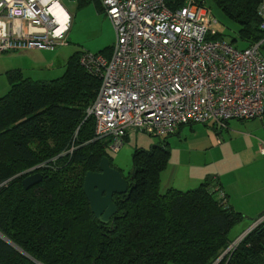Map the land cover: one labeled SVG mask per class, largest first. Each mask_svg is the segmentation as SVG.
<instances>
[{
  "label": "trees",
  "instance_id": "1",
  "mask_svg": "<svg viewBox=\"0 0 264 264\" xmlns=\"http://www.w3.org/2000/svg\"><path fill=\"white\" fill-rule=\"evenodd\" d=\"M214 1L241 40L264 38V0ZM110 49L97 53L110 57ZM86 52L72 54L54 79L9 72L10 89L0 97V234L7 239L0 236V264H264V223L218 261L244 214L215 196L221 189L213 179L160 191L166 142L134 150L123 174L129 188L113 198L118 212L108 223L95 217L85 175L99 171L104 156L115 166L106 140L95 137V118L86 117L102 82L81 63ZM35 172L43 179L26 188L23 179Z\"/></svg>",
  "mask_w": 264,
  "mask_h": 264
},
{
  "label": "built area",
  "instance_id": "2",
  "mask_svg": "<svg viewBox=\"0 0 264 264\" xmlns=\"http://www.w3.org/2000/svg\"><path fill=\"white\" fill-rule=\"evenodd\" d=\"M101 2L116 32L112 54L87 51L81 63L102 80L86 117L108 149L119 151L131 131L164 138L184 124L221 129L264 116L263 39L239 48L214 38L204 0ZM258 12L264 17V1ZM71 24L61 0H0V53L66 45ZM259 149L264 155V141Z\"/></svg>",
  "mask_w": 264,
  "mask_h": 264
},
{
  "label": "crops",
  "instance_id": "3",
  "mask_svg": "<svg viewBox=\"0 0 264 264\" xmlns=\"http://www.w3.org/2000/svg\"><path fill=\"white\" fill-rule=\"evenodd\" d=\"M90 4L91 5L93 4L95 6L97 10L96 14L99 17H101L102 13H104L103 10L104 8L101 0H76L75 15L67 9L72 17V24L68 32V35L69 33H72L73 38L76 40H82L83 37H81L79 30H81L83 24H85V23H80L81 21H83L84 17L81 12H77V11H80L79 9H82L84 6ZM75 19L76 21H78V25L76 26H75L76 23ZM109 21H110L109 22L110 25L108 31L111 34L110 39L114 40L115 38L116 40V32L113 23L111 22V20ZM113 45H106V47H111L110 55L112 54ZM63 46H60L59 48L60 50L58 52H55L56 50H58L56 49L58 47H56L53 50L23 49V50H11L0 53V76L2 77L0 79V83H1L0 92L2 93L10 89V81L8 76H9V72L12 70L19 69L25 74L26 77L35 79L32 76L35 75L36 77H38L37 75L40 76V74H42V72L38 70L39 68V69H45V72L43 73L44 75L42 76H48L49 72L47 73L48 69H46L45 65L41 63H36L40 59L49 61L48 65L52 67H54V65L55 67L64 66V69L62 70H66L67 62L70 56L69 57L65 56L64 59L60 60L59 58L60 52L63 51L66 54L68 53V51L64 49ZM3 53L6 54L3 55ZM35 68H37L36 69L37 71H35ZM62 70L59 69L60 72ZM54 78H50V79H54ZM50 79H44L41 77L35 80H50ZM251 119H255V118H251ZM234 120H239V119L229 120L227 122V127L221 129L216 128L215 124L211 121L208 122L207 124L190 123V124L181 125L174 133L167 135L166 137L163 138V142L167 143V148L170 151L169 160L175 143H176V147L183 150L182 146H184L185 144L187 143L190 144L191 141L195 142V140L200 139V142L196 146L199 147V150L206 151L223 145V141H225L227 137H232L235 132H238L237 137L241 136V134L237 130L239 129L240 124ZM254 125L255 127L253 131H251L252 133H244L247 134V137L250 139V142L245 143V145H243L240 148V150L236 152L235 157H230L229 159L224 158L222 161H216V162H222V165L219 168L207 170L208 168H210V166H200V168L198 166L197 168V166L194 164L197 173H200V175L199 174L194 175L191 174L193 171H190L191 161H189L187 165H182V158L179 157L176 160L177 163L176 168L175 167L173 168V170L174 169L176 170L175 174H172L173 170L169 172L170 177L171 175H175L176 178H174L171 184L169 183L166 186H164L163 175L168 171L169 166L167 164L166 168L161 172L160 189L163 188L164 191L161 190L160 191L163 193L172 187L182 191H186L195 188L197 185H199L206 179H213L214 183L216 185L217 184L219 185V188L221 189L220 191L224 192L226 202L235 210L242 212L243 211L241 209L242 207L240 208L242 211L237 209L239 208L238 205H246L247 202L254 207L258 205V209L256 207L257 213L262 212L261 214H263L264 213V155L260 152L259 144L261 141H264V116L262 118L258 117V120ZM127 138L128 137H126V139ZM157 143L160 144V141L159 142L157 141ZM179 149H177V151ZM190 150L193 149L190 148ZM243 170L245 173L241 174V171ZM218 194H219L218 197L221 198L220 192H218ZM246 228L243 229L240 234H243L248 229Z\"/></svg>",
  "mask_w": 264,
  "mask_h": 264
},
{
  "label": "rangeland",
  "instance_id": "4",
  "mask_svg": "<svg viewBox=\"0 0 264 264\" xmlns=\"http://www.w3.org/2000/svg\"><path fill=\"white\" fill-rule=\"evenodd\" d=\"M63 5L74 15L76 13V0H61ZM204 3L206 7L209 9L210 13L213 14V16L217 19L216 23L211 24L212 30L216 31L217 33H221L223 37L228 40L232 41L234 38H238L237 41L234 42V44L239 47V48H244L248 46V43L244 40H241L239 38L238 34V27L237 24L228 16L226 13L216 4L214 0H204ZM83 14V21L80 23H85L83 24L81 30H79V33L81 34L82 40H76L73 38L72 33H69L68 35V43L63 46L64 49L68 51V53H64L63 51L60 52V60L64 59L65 56L69 57L75 52H80V51H88L89 53H97L100 50L104 49L106 45H113L115 43V38L114 40H111V34L109 33V25H110V19L106 17L105 13H102V16L99 17L96 12L95 6L92 4L84 6L82 9H79ZM106 17V19H105ZM108 20V21H107ZM75 26L78 25V21L75 19ZM74 33V32H73ZM71 34V35H70ZM215 34V35H216ZM84 42V43H83ZM110 43V44H108ZM60 46H58V50L55 52H58L60 49ZM261 51L264 55V38L262 41V46H261ZM6 53H3V55ZM53 62V60H52ZM36 63H41L44 64L47 70V73L49 74L48 76H42L44 75L43 73L45 72V69H39V71L42 72V74L32 76L35 79L38 78H44V79H50L54 77H58L61 74L64 73L65 70L64 66L62 67H52L48 65L49 61L40 59ZM47 65V66H46ZM30 69V68H28ZM37 68H35V71ZM59 69L62 71L60 72ZM59 72V74H58ZM46 75V74H45ZM2 77L0 76V79ZM1 86V83H0ZM9 90H6L5 92H0V97L3 94H6ZM258 120V118L255 119H248V120H234L237 121L240 126L239 133L241 136L237 137L238 132H235L232 137H227L225 141H223V145L218 146L216 148H212L211 150H206V151H201L199 150V147L196 145L200 142V139L195 140V142L191 141V143H187L184 146H182V149H179L176 147V143L174 144V148L172 150V154L170 157V160L168 161V171L167 173H164L163 175V180H164V186L167 184H171L172 181L174 180L175 175L169 176V172L173 170V168H176V160L177 158H182V165H187L189 161H191L190 165V171H193L191 174H199L196 171L195 165L199 166H210L209 169H215L219 168L222 165V162H216V161H222L224 158L229 159L230 157H235L236 152L240 150V148L245 145V143H249L250 139L247 137V134L244 133H252L255 123ZM239 134V135H240ZM243 134V135H242ZM226 135V133H225ZM127 139L125 140V144L123 147L115 152L109 149V154L112 157V163L115 167L121 170L122 174L125 176L129 175L131 170H132V158H133V152L137 147H143L146 149H149L153 144L157 143V141L160 143H163V138L161 137H155L151 136L147 133L140 132V131H131L127 135ZM206 141V138H205ZM193 149V150H190ZM198 148V149H196ZM177 149H179L177 151ZM225 159V160H226ZM195 164V165H194ZM195 170V171H194ZM175 169L172 171V174H175ZM200 171V170H199ZM245 173L244 170L241 171V174ZM189 176V175H188ZM189 178V177H188ZM187 180V179H186ZM198 186V185H197ZM196 186V187H197ZM195 187V188H196ZM161 188V191H164V189ZM218 193L215 194L216 197H218ZM239 208L238 210L242 211L244 214V219L239 222L236 226L232 228L230 231V239L232 242L230 245H232L233 241H235L241 234V231L245 229L247 226L249 227L252 225L256 220H259L260 217L264 214L257 213L256 207L258 209V205L256 207L252 206L251 204L246 202V205H238ZM242 207V208H241ZM242 210H241V209ZM247 227V228H248ZM246 228V229H247ZM229 245V247H230ZM233 247L227 248L224 253L227 251L225 255H227L233 248ZM174 264V263H171Z\"/></svg>",
  "mask_w": 264,
  "mask_h": 264
},
{
  "label": "water",
  "instance_id": "5",
  "mask_svg": "<svg viewBox=\"0 0 264 264\" xmlns=\"http://www.w3.org/2000/svg\"><path fill=\"white\" fill-rule=\"evenodd\" d=\"M42 179V173L35 172L26 176L23 179V184L26 188H30L39 183ZM128 188V180L119 169L112 166L107 156L101 159L99 171H88L84 178L83 190L89 200L91 210L97 219L105 223L110 222L112 217L118 212V207L113 199L115 193H126ZM258 221L259 220H256L243 234L233 241L230 247L240 242L250 231L259 225ZM0 236L5 238L2 234H0ZM230 247L228 248L230 249ZM222 257L223 256H221L218 261Z\"/></svg>",
  "mask_w": 264,
  "mask_h": 264
},
{
  "label": "flooded vegetation",
  "instance_id": "6",
  "mask_svg": "<svg viewBox=\"0 0 264 264\" xmlns=\"http://www.w3.org/2000/svg\"><path fill=\"white\" fill-rule=\"evenodd\" d=\"M124 176V175H123Z\"/></svg>",
  "mask_w": 264,
  "mask_h": 264
}]
</instances>
